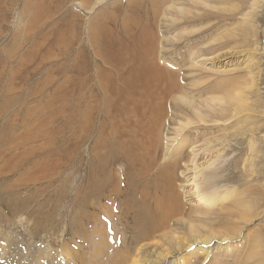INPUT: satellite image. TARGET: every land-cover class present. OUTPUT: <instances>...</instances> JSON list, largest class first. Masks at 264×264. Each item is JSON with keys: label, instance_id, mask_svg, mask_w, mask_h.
Instances as JSON below:
<instances>
[{"label": "rangeland", "instance_id": "obj_1", "mask_svg": "<svg viewBox=\"0 0 264 264\" xmlns=\"http://www.w3.org/2000/svg\"><path fill=\"white\" fill-rule=\"evenodd\" d=\"M251 3L0 0V264H105L122 254L103 250L97 260L92 255V221L83 215L90 204L85 194L95 140L90 120L93 106L101 104L105 75L121 89L123 68L138 62L126 57L140 48L145 29L155 38V60L174 75L178 90L161 111L168 122L161 148L179 122L191 121L185 137L199 146L210 141L221 154L218 186L228 195L206 215L198 214L184 197L188 186L180 170L170 189L151 181L166 169L160 154L155 162L134 164L137 184L125 206L144 203L147 211L158 210L165 220H159L162 233L186 245L175 251L173 243L172 259L162 264L181 257L186 264H264V2L246 21ZM133 13L137 17L130 21ZM179 92L202 106L207 121L210 116L217 122L199 124ZM202 159L198 164L207 161ZM115 166L116 173L123 171L121 163ZM164 211L171 216L164 219ZM133 216H126L129 227ZM150 242L154 257L170 251L160 238Z\"/></svg>", "mask_w": 264, "mask_h": 264}, {"label": "bare ground", "instance_id": "obj_2", "mask_svg": "<svg viewBox=\"0 0 264 264\" xmlns=\"http://www.w3.org/2000/svg\"><path fill=\"white\" fill-rule=\"evenodd\" d=\"M263 2L264 0H253V3L250 4V9L248 10L247 8L248 11L244 14V20L252 21L256 10L261 4H263ZM241 5V9L246 6L244 2ZM136 17V13H133L128 17V19L130 21H134ZM141 36L143 39V43L141 44V46L139 45L140 48L137 49L139 50L140 56L137 55V50H135L132 56L126 57L127 59L132 58V60L138 58V62L136 61L134 65H128L123 68L126 71L124 72L126 73V76L123 78L124 80L121 81L123 85L120 86L122 87L121 89L114 87V85L111 83L112 78L110 80V78L106 77L109 74L105 75L104 85L103 88H101L103 89L101 91V95L97 93V99H101V104L100 106H93L92 117L90 120V131L94 134L95 140L94 143H92L93 148L91 154H89L91 155V165L88 166L90 168L87 174V183L90 188L88 193L85 194L86 199H88V202H90V204L87 203L89 204L88 210L85 208L87 212H85V214L83 215H85V217H89V219L92 221V255L93 259L97 260L103 250L107 252L109 250H113L114 252H116L118 249H121L120 252H122L121 255L114 253L111 257L105 260V264H162L166 259H172L170 253L174 252V245H178V243H175L171 237L173 234L169 232L164 234L162 233V227L159 224V220L163 219L160 214L157 213L158 210L155 211L156 213H153V210L147 211L144 203H142L143 205L140 208L139 206H125L127 202L133 201L131 193L135 192V187L137 184V174L134 171L135 168H133L134 164L138 163V166L140 164H143L146 160L156 161L158 160V158H160V154H162L163 160L167 158L165 160L167 164L166 169L164 172H162L163 175L157 174L156 176H153V178H151L153 179L151 181H161L164 183L165 187L167 186L170 189L172 187V181L177 177L178 171L180 170L184 182H187L183 186H188L183 190L184 197L187 198V201L193 203V205L195 206L194 209L197 210V213L201 215H206V213L213 210L217 205L223 202L225 195H228V192L225 193V191L223 190L222 192L220 191L222 186H218V184H220V178H222V176L220 175L222 165H219L220 163H218L221 159V154H217V151L213 152L211 150L212 143L210 141H206L207 143L199 146L197 145V141L190 144V141L186 139L185 133L187 130H189L190 126H192L191 121H188L189 123L186 122V125L183 124L184 122H179L180 125L177 128L174 126L176 129L174 130L173 137L172 135H170L171 137L166 136L161 148L160 141L162 128L168 125V122L164 121V114L163 112L161 113V111H164L165 108L167 109V107L170 105V102L174 98L173 94L175 93V91L178 92V90H176L175 83L173 81L174 75L170 73L165 67H161L159 65L160 63L155 60V38L152 37L154 35H151V33L148 32V29H145ZM130 46H132V43L131 45H129V48ZM116 50L118 49L116 48ZM121 61H123V59ZM113 65L114 64H112V67H114ZM109 73H111V71H109ZM117 79L118 78H116L117 84H120L118 83L119 81ZM80 86L81 85H79V87ZM179 93L181 94L178 96V99L182 101L183 104L188 105L187 107H189L191 112L194 113L195 119L199 124H206V122L208 121L214 123L217 122L210 116L209 118L211 120L207 121V118L202 115V106L197 107V105H194L193 102L186 99V95H184V93ZM82 96H84V94ZM143 99L144 101L140 103L142 105L135 101H141ZM143 107H146V109ZM232 107L233 106L231 104V108ZM85 109L87 108H84V110ZM142 109H145L146 111H142ZM134 110L137 111L136 114H134ZM232 110L235 111L237 109L235 107L232 108ZM157 111L160 112V115L156 116L155 112ZM146 113H149V117L145 115ZM164 113L165 115H167L166 112ZM139 116L140 121L138 119L139 122L134 123V120L136 121ZM81 124L82 123H80V126ZM85 129H83V131ZM79 130L80 129H78V133ZM79 136L81 135L79 134ZM83 139L86 138L83 137ZM81 144L84 143L82 142L80 143V145ZM89 146L91 147V145H88V147ZM150 153L153 154V157L150 156ZM203 157H206L207 161L202 164H198L199 160H201ZM117 163H121V166L123 168L122 172L116 173L114 171L113 166H115V164ZM147 166L148 165H146V167ZM176 203L178 204V202ZM109 207H112V210H106ZM104 210H106V212ZM82 212L84 213V211ZM103 212L106 213V218H103ZM129 213L134 214V216L132 217V220L134 222L130 227V222L126 217ZM168 213L169 214L165 212V217H163L164 219L166 218V215L171 216V212ZM115 217H118V220H114ZM112 228H114V231L112 230ZM155 237L162 239L164 243H167V245L170 246V251L167 250L166 252L165 250H162V252L159 254V256L164 258L163 260H161V257H154L155 250L152 249L154 247V244H151L150 241L155 239ZM173 243L175 244L173 245ZM116 245H118L119 247L116 248ZM185 246L186 245L180 244L177 246L176 250H174L179 251ZM169 264H186V259L185 257H181L178 260L171 261Z\"/></svg>", "mask_w": 264, "mask_h": 264}]
</instances>
